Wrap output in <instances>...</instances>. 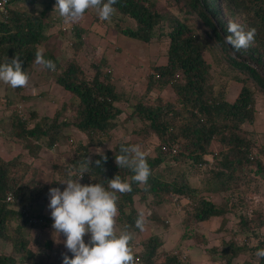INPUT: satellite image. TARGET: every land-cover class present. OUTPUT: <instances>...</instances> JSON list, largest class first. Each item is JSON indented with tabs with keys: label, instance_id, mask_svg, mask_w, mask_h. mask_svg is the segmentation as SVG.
Here are the masks:
<instances>
[{
	"label": "trees",
	"instance_id": "obj_1",
	"mask_svg": "<svg viewBox=\"0 0 264 264\" xmlns=\"http://www.w3.org/2000/svg\"><path fill=\"white\" fill-rule=\"evenodd\" d=\"M55 3L56 0H7L6 12L0 13V63L6 57L11 60L19 55L22 69L30 76L35 53L50 36L49 28L56 18L63 20L53 10ZM36 5L41 6V11L34 10ZM174 5L183 12L175 13ZM114 7L134 22L133 26L120 28L123 35L139 42L165 37V60L150 66L142 91L126 96L116 90L109 61L104 57L91 61L92 74H86L75 57L62 63L44 51L45 59L55 62L57 84L72 97L62 101L51 115L36 118L37 112L29 111L27 120L16 105L29 96L22 92L23 88L8 86L3 96L6 107H10V128L4 137L11 143L20 141L30 159L25 160L21 154L4 157L0 152V240L10 244L7 253L0 252V264H63V255L71 258L67 250L60 261L52 263L37 258L31 248L37 243L33 230L45 231L53 223L51 209H46L49 189L59 187L63 191L66 185L60 182L70 174L75 179L85 158L91 159L92 166L80 179L82 185L100 183L107 188L108 180L116 175L130 180L133 173L115 163L121 144L140 145L151 168L146 185L133 182L132 192L120 195L117 201L116 223L124 231L132 234L140 230L136 220L141 212L134 205L135 196L150 206L144 226L148 221L168 226L167 214L160 213L158 207L171 205L176 209L184 200L179 219L183 241L191 239L194 245H202L218 264H264V259L255 255L257 249L264 248V211L248 210L244 196L250 181L264 183V142L252 139L246 127L256 117L253 87L264 96V0H118ZM230 21L257 31L255 42L236 52L235 57L234 49L225 43V37L231 35ZM72 28L75 39L71 45L76 54L83 46L85 29L76 23ZM207 49L216 51L233 76L224 78L221 69L212 67L204 57ZM231 81L240 82V86L228 99ZM167 86L173 91V99L161 95ZM122 99L129 102L130 109L120 119L123 110L116 102ZM68 105L74 106L72 113L66 112ZM120 123L131 127L137 141L119 140L104 149L102 144L112 139V130ZM67 127L79 131L82 139L70 138V153L65 160L52 162L48 183L27 181L40 150L59 147ZM152 137L159 142L151 151H145L143 147ZM93 147L96 150H91ZM96 151L108 157L102 161V169L95 167V161L102 159ZM189 169L200 174L194 178L197 183L190 179ZM7 195L12 199L7 200ZM215 216L220 217L216 229L220 241L208 245V237L199 231V226ZM84 240L87 243L90 234ZM163 243L157 233L140 239L134 250L137 264H184V250L180 247L161 252ZM41 245L45 249H38V253L45 256V250L54 249L53 239L47 238ZM240 256L243 258L237 259Z\"/></svg>",
	"mask_w": 264,
	"mask_h": 264
},
{
	"label": "rangeland",
	"instance_id": "obj_2",
	"mask_svg": "<svg viewBox=\"0 0 264 264\" xmlns=\"http://www.w3.org/2000/svg\"><path fill=\"white\" fill-rule=\"evenodd\" d=\"M154 3L162 2L163 0H153ZM41 6L36 5L34 10L41 11ZM172 10L175 13H182V8L173 6ZM57 17V16H56ZM191 17V16H190ZM63 20H54L53 25L49 28L50 36L46 41L39 46L44 51L50 52L64 63L72 57H75L81 64L86 74H92L91 61H98L100 57H104L108 62V68L112 70L113 82H115L116 90L125 92L126 96H131L144 89L145 77L150 72V66L153 63H162L165 60L166 44L163 37H153L150 42H139L133 38L123 35L120 28L125 26H133L134 22L127 16L121 15L117 12L112 16L110 21H101L95 10H89L84 16L76 22V25L83 27L85 32L82 34L83 46L81 50L74 54L71 45L72 39H75L73 34L72 23H65ZM64 26V27H63ZM64 28V30H63ZM204 57L209 61L212 67L220 70L223 77H231L234 72L226 68L219 59L215 50L207 49L204 51ZM33 71L30 74L29 85L23 88V93L28 95L30 99L16 105V110L29 115V111L37 112L36 118L43 115H51L60 105L62 101H67L72 97L71 93L59 86L55 80L58 71H50L42 68L39 65L33 66ZM234 80V79H233ZM240 82L231 81L228 93V99H232L238 91ZM252 86V85H251ZM253 87V86H252ZM255 97L256 117L252 124L246 127L252 139L258 143L264 142V96L253 87ZM8 93V85L0 82V152L4 157L10 155L21 154L25 160H29L30 156L26 147H22L21 142L11 143L4 137V133H9V119L8 112L10 107H6V99L4 94ZM130 94V95H129ZM161 95L166 99H173V91L167 86L162 90ZM130 98V97H129ZM131 99V98H130ZM129 102H133L131 99ZM128 100V99H127ZM126 99L116 102V104L123 110L120 114V119L124 118L129 111ZM69 106V105H68ZM74 106H69L66 112L72 113ZM128 124L120 123L117 128L112 130L113 137L102 144V147L110 148L119 140H131L136 142L137 135L133 133ZM64 137L59 140V147L57 148H42L39 156L34 159V167L29 171L26 180H38L42 183H48L51 178L52 162H61L66 159L70 153V138L74 140L82 139V134L74 128L67 127L65 129ZM5 140V141H4ZM156 137L148 138V143L144 145L145 151H151L156 144H158ZM10 145L7 147V145ZM6 147L5 149H3ZM91 150H96L93 147ZM190 179L193 182L197 181L195 177L200 174L196 170H188ZM195 180V181H194ZM245 194V202L248 205V210L251 208L262 209L264 211V183L261 181H250ZM219 198V197H217ZM135 196L134 205L137 210L144 216L148 214L150 206H147L143 200L138 201ZM216 199V198H215ZM47 203L46 209H48ZM180 205L174 209L171 205H163L158 207L160 213H166L168 226L154 221H148L144 230L132 233L134 237V250H137L140 239L148 236L151 233H157L164 239L163 246L159 249L161 252H167L173 249L177 251L181 247L184 254L187 255L184 259V264H218L212 261L208 254L202 249V245H194L191 239L183 241L181 239L182 227L180 225V218L182 214V205L185 203L181 201ZM47 211V210H46ZM220 217H212L209 221L200 223L199 231L203 232L208 237V245H216L220 238L217 234V226ZM167 223V222H166ZM117 231H124L121 224L116 223ZM36 229V228H35ZM33 237L37 238V243L31 245V248L37 253V258L46 259L48 261L58 262L61 256L67 251L62 243L65 239L63 235L59 237L61 243L54 242L53 229L50 226L45 231L33 230ZM37 234L39 236H37ZM53 239V248L51 251L45 250V254L38 253V249H43L41 245L45 239ZM188 246L186 247V245ZM45 249V248H44ZM10 250V244L6 241L0 240V252L7 253ZM243 258L240 256L239 260ZM161 256L158 257V261ZM45 260V262H46ZM238 261V260H237ZM44 262V263H45ZM48 263V262H47ZM33 264V263H28ZM235 264H238L237 262Z\"/></svg>",
	"mask_w": 264,
	"mask_h": 264
},
{
	"label": "clouds",
	"instance_id": "obj_3",
	"mask_svg": "<svg viewBox=\"0 0 264 264\" xmlns=\"http://www.w3.org/2000/svg\"><path fill=\"white\" fill-rule=\"evenodd\" d=\"M118 0H56L55 11L65 23H76L87 10H95L101 21H110L116 12L114 5ZM225 43L234 49L235 53L247 49L255 42L257 31L236 23H228ZM36 65L44 69L55 71V62L45 59L44 49L39 48L35 53ZM23 60L19 55L0 63V82L13 89L25 88L29 85L30 76L22 69ZM102 159L95 161V167L102 169V161L108 157L96 151ZM115 163L120 169H128L133 175L130 180H122L119 175L108 180L107 188L100 183L82 185L79 181L88 173L92 161L90 158L79 165L75 179L70 174L60 182L66 187L61 191L59 187L49 189L53 239L61 243L70 258L63 255V264H137L134 255L133 236L127 231H117L116 217L119 210L117 201L120 195L132 192V183L146 185L151 175V168L147 162L145 152L138 144H121L119 154L115 155ZM119 194V195H118ZM145 217L141 213L136 220V227L144 230ZM90 234L86 243L84 237ZM259 259H264V248L255 253Z\"/></svg>",
	"mask_w": 264,
	"mask_h": 264
},
{
	"label": "built area",
	"instance_id": "obj_4",
	"mask_svg": "<svg viewBox=\"0 0 264 264\" xmlns=\"http://www.w3.org/2000/svg\"><path fill=\"white\" fill-rule=\"evenodd\" d=\"M6 3H7V0H0V13L6 12V9H5ZM63 30H64V28H63ZM19 113H20L21 117H23L24 119H26L25 115L20 110H19ZM172 151L173 152L176 151V147L175 146H173ZM6 199L7 200H11L12 199V196L11 195H7Z\"/></svg>",
	"mask_w": 264,
	"mask_h": 264
},
{
	"label": "crops",
	"instance_id": "obj_5",
	"mask_svg": "<svg viewBox=\"0 0 264 264\" xmlns=\"http://www.w3.org/2000/svg\"><path fill=\"white\" fill-rule=\"evenodd\" d=\"M187 246H188V244L186 245V247H187ZM172 250H173V251L175 250V249H174V247H173V249H172Z\"/></svg>",
	"mask_w": 264,
	"mask_h": 264
}]
</instances>
